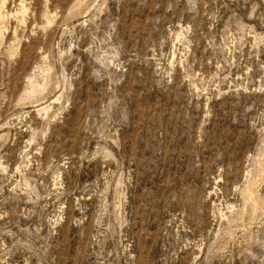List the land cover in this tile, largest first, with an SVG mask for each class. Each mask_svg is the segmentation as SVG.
Masks as SVG:
<instances>
[{
	"label": "rangeland",
	"instance_id": "1",
	"mask_svg": "<svg viewBox=\"0 0 264 264\" xmlns=\"http://www.w3.org/2000/svg\"><path fill=\"white\" fill-rule=\"evenodd\" d=\"M0 264H264V0H0Z\"/></svg>",
	"mask_w": 264,
	"mask_h": 264
},
{
	"label": "bare ground",
	"instance_id": "2",
	"mask_svg": "<svg viewBox=\"0 0 264 264\" xmlns=\"http://www.w3.org/2000/svg\"><path fill=\"white\" fill-rule=\"evenodd\" d=\"M3 3H4V2H3ZM23 12H24V11H23ZM40 74H41V73H40ZM42 85H43V84H42ZM39 86H40V85H39ZM40 88H41V87H40ZM32 89H33V88H32ZM251 188H252V187H251ZM251 188H250V189H251ZM253 188H254V187H253ZM246 190H247V192H248V191H250V192L252 191V190H248V187L246 188ZM254 191H256V189H254ZM245 193H246V192H245ZM245 193H244V195H245ZM246 194H247V193H246ZM247 195H249V193H248ZM247 195H246V196H247ZM251 195H252V194H251ZM251 195H250V198L252 199ZM252 196H253V195H252ZM253 197H254V196H253ZM251 199H250V200H251ZM257 199H258V198H257ZM257 199H256V200H257ZM251 201H253V200H251ZM249 203H250V201H249ZM252 204H253V203H252ZM256 206H257V205H256ZM252 207H254V206H252Z\"/></svg>",
	"mask_w": 264,
	"mask_h": 264
}]
</instances>
